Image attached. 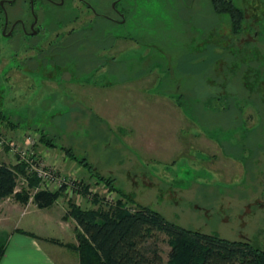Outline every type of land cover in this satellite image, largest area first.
Here are the masks:
<instances>
[{
    "label": "rangeland",
    "instance_id": "374dc122",
    "mask_svg": "<svg viewBox=\"0 0 264 264\" xmlns=\"http://www.w3.org/2000/svg\"><path fill=\"white\" fill-rule=\"evenodd\" d=\"M83 1L92 10L63 0L40 13L48 35L42 47L51 59L44 67L33 64L34 51H11L0 37V111L31 128L11 133L0 121V163L14 165L11 144L23 151L27 136L26 150L42 163L36 149L44 131L167 221L264 249V0H242L245 26L238 35L211 0H122L116 8L123 21L112 9L116 0ZM90 24L94 30H84ZM82 106L99 118L92 135L78 126ZM127 112L134 113L130 120ZM153 126L166 135H159L162 149L147 156L118 142L125 130L137 138L138 129L155 132ZM67 179L73 185L54 189L60 197L45 210H69V201L108 210L120 200L89 174ZM25 185L19 175L17 190ZM15 202L2 200L0 210ZM154 240L167 262V236L157 233Z\"/></svg>",
    "mask_w": 264,
    "mask_h": 264
},
{
    "label": "trees",
    "instance_id": "16d2710c",
    "mask_svg": "<svg viewBox=\"0 0 264 264\" xmlns=\"http://www.w3.org/2000/svg\"><path fill=\"white\" fill-rule=\"evenodd\" d=\"M211 1L214 13L226 14L229 17L231 33H242L246 12V9L239 7L242 0L239 3L234 0ZM246 2L249 3V0ZM84 30L93 31L94 27L90 24ZM104 36L109 37V34L106 32ZM0 121L6 122L10 129L20 126L13 123L10 116L2 111ZM38 132L41 145L57 148L53 140L43 134L45 132ZM60 150L69 160L120 197L108 210H83L69 201L66 216L75 221L74 234L77 245L65 247L77 254L78 264H264V249L246 241H229L216 235L183 229L167 221L154 209L136 204L132 194L124 193L114 185V178L94 172L86 158L76 156L70 148L60 147ZM19 175L24 178L26 185L17 190ZM87 190L85 186L82 190L84 195L88 194ZM59 197V190L51 192L43 189L35 175L27 173L25 164L0 163V202L13 198L23 206L31 202L42 210L52 207ZM122 200L133 204L135 208L126 209ZM157 233L167 236L170 247L167 262L162 259L155 244ZM3 252L4 247L0 245V258Z\"/></svg>",
    "mask_w": 264,
    "mask_h": 264
},
{
    "label": "crops",
    "instance_id": "0c3cea01",
    "mask_svg": "<svg viewBox=\"0 0 264 264\" xmlns=\"http://www.w3.org/2000/svg\"><path fill=\"white\" fill-rule=\"evenodd\" d=\"M80 85L84 86L87 84L80 83ZM86 88L98 89L93 88V86H86ZM170 102L174 101L170 100ZM160 107L162 108V103ZM81 109V116L78 115V126L85 127L89 135H92L91 130L101 128L100 122L97 121L99 124L94 123V119L98 120L99 118L95 115L94 110L86 106H82ZM133 115L134 113L130 116L129 112H127L124 118L130 120ZM76 116L72 115L73 120L77 118ZM142 119L144 118L140 115V120ZM97 125L98 127H96ZM116 125H122V122L119 121ZM11 130V133L31 132L30 130L22 129L20 126ZM153 130L155 132L138 129L137 138L131 137L129 131L125 130V133H120L122 137L118 142L120 145L124 143L126 146L133 144L131 147L137 148L142 155L147 156L157 149H162L161 143L163 139L160 140L159 135H166L162 129H157L156 131L153 126ZM112 132L115 131L111 130ZM118 147L116 143V149L121 150ZM36 151L46 166L60 171L62 175L72 179H84L88 175L82 167L69 160L58 147L50 148L40 145ZM127 162L128 166L132 168L133 162L130 157H128ZM240 167L245 170L243 165L240 164ZM127 171H130L128 167ZM127 174L129 175L130 172ZM144 178L145 181L152 182L143 175V180ZM56 203L57 201L54 205ZM17 204L16 208L11 209L10 207L9 210H0V245L4 247L0 264H78L77 254L65 247V245H77L74 234L75 221L71 217L65 216L68 210H41L31 203V205H22V207L21 204Z\"/></svg>",
    "mask_w": 264,
    "mask_h": 264
},
{
    "label": "flooded vegetation",
    "instance_id": "af4514ba",
    "mask_svg": "<svg viewBox=\"0 0 264 264\" xmlns=\"http://www.w3.org/2000/svg\"><path fill=\"white\" fill-rule=\"evenodd\" d=\"M79 1L92 10L83 0ZM121 1L113 2L112 9L122 19V13L116 8ZM20 2L22 6L19 7ZM62 4L63 0H60L59 3L55 0H0V37L10 42L11 51H16L19 48L34 51L37 56L32 58V60H36V63L33 64L37 67H44L51 59H49L48 47H42L48 35L40 13L48 12L51 7L62 6ZM16 6L18 8L15 11ZM108 20L115 22L111 18Z\"/></svg>",
    "mask_w": 264,
    "mask_h": 264
},
{
    "label": "built area",
    "instance_id": "2783aa9c",
    "mask_svg": "<svg viewBox=\"0 0 264 264\" xmlns=\"http://www.w3.org/2000/svg\"><path fill=\"white\" fill-rule=\"evenodd\" d=\"M26 145H32V138L25 137ZM30 146H28L30 148ZM26 148V149H29ZM18 150L15 145L11 144L10 154L17 156L15 164H25L27 173H32L40 181V186L43 189L53 192L54 189L61 188L62 186L71 187L74 180H68L65 176H58L54 168L46 166L43 162H36L34 157L31 156L27 150ZM72 179V178H70ZM25 181V180H24ZM56 191V190H55Z\"/></svg>",
    "mask_w": 264,
    "mask_h": 264
},
{
    "label": "water",
    "instance_id": "95a60500",
    "mask_svg": "<svg viewBox=\"0 0 264 264\" xmlns=\"http://www.w3.org/2000/svg\"><path fill=\"white\" fill-rule=\"evenodd\" d=\"M114 7V4L112 5ZM123 21V20H122Z\"/></svg>",
    "mask_w": 264,
    "mask_h": 264
}]
</instances>
